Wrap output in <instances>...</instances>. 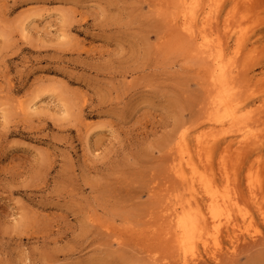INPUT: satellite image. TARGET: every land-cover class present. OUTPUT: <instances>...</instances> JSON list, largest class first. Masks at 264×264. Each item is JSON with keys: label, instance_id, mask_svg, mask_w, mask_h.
Returning a JSON list of instances; mask_svg holds the SVG:
<instances>
[{"label": "rangeland", "instance_id": "obj_1", "mask_svg": "<svg viewBox=\"0 0 264 264\" xmlns=\"http://www.w3.org/2000/svg\"><path fill=\"white\" fill-rule=\"evenodd\" d=\"M180 1L0 0V264H177L158 222L180 192L171 148L182 131L189 143L218 132L201 35L234 68L227 88L241 131L227 124V138L251 142L233 184L219 188L237 189L258 238L239 241L233 259L200 261L264 264V0H204L192 40L180 13L193 0Z\"/></svg>", "mask_w": 264, "mask_h": 264}, {"label": "bare ground", "instance_id": "obj_2", "mask_svg": "<svg viewBox=\"0 0 264 264\" xmlns=\"http://www.w3.org/2000/svg\"><path fill=\"white\" fill-rule=\"evenodd\" d=\"M179 1L180 0H178V3L181 2V1L180 2ZM203 1L204 0H193V2L190 4H188V1H187V2H183V4H182L183 6L181 5L182 7L180 6L182 8L181 13L179 12L181 15L180 19H181L182 24L185 25V28H187L189 34L187 32H185L187 30L182 29L183 27H181V29L186 34V36L190 35L191 38L190 37L189 38L191 40H192V38L198 39V37H194V36H196L194 33L195 29H193V27H191V26L193 24V22H192L193 19L196 17V13H198V10L199 11L201 10V5H202ZM184 3H185V6H184ZM234 3H235V1H234ZM209 5L210 6L212 5L211 2ZM213 5L215 6V3ZM206 6H208V5H206ZM232 7L234 8V6H232ZM213 9L215 10V8H213ZM235 13H236V11H235ZM207 15H208V13H207ZM209 15L206 19L209 18ZM203 16H204V14H203ZM210 16H212V15H210ZM213 16H214V14H213ZM173 20H175V19H173ZM195 20H196V18L194 19V21ZM205 21L206 20H204V22ZM226 22H227V20H226ZM198 28H199V26H198ZM226 28H227V26H226ZM203 31H205V28ZM196 33H197V31H196ZM198 33L201 34V30ZM205 34H207V32H205ZM197 35H199V34H197ZM201 36H202L201 37L202 39L201 40H200V38H199V40L196 39L198 41V43L196 45V43L194 42L195 43L194 45L198 46L199 49L201 50V52H203V53H199V54H201V57L203 54L204 58H206L209 65L211 66V67L209 66V68L210 69L212 68V70H210V72L212 73V83L211 84L213 85L212 86L213 90H211L212 95H209L211 97H210V100L208 99L209 100V107L206 108V110L207 109L209 110L208 116H207V112H205V113H206V116L208 117L209 120L210 119L213 120L214 126L212 127V129H216V130H218V132H217V134H215V133H213L214 132L213 130L212 131L210 130L213 133V135H211L212 137L210 139L209 138L205 139L201 136L195 137L194 139L190 138L193 140L191 142H193L192 146L194 147L193 149H191L190 148L191 142L189 143V141L187 140L188 135L186 136L187 132H186V130L182 131V129H181V130H179V134L181 131L182 132L180 135L178 134L179 135L178 136V142L176 144L177 146L175 145L176 146L175 151H173V148H171L172 149L171 152H174V153H172L173 157L171 156L172 160H170L172 162H171L169 167H170V170L173 172L174 176L177 178L178 182L180 183L179 184L180 188H178V191L180 190V192L177 193V195H174V197L172 194L169 197H167L166 200H164L165 202H163V206H161L162 209H161L160 215L158 217V222H159L160 228L164 232V238H165V241H166L167 246H168L169 251H170L168 253H171L168 255H171L172 258L175 259L177 264H202L200 261V258L202 256L201 255L202 252H206V254H208L211 257V259L215 261V263L219 262L221 260H224L225 258H227L229 256L231 257V259H233L235 253L238 252L237 250H240L242 247V245H241V247L239 248V244H238L239 241L242 240V242L244 241V242H246V244H249V243H247L246 238L247 237H250V238L253 237V234L251 232L252 227L254 226V219L252 217L253 214L250 215V212H247V211H246L245 215H244V213H240V212H242V209H241L242 207L240 204V203H242V201L239 202L240 198L238 199V197H237V195H238L237 194L238 192L236 193L237 189L235 191L231 190V191H234L235 196L232 195L233 192H231V191L230 192L232 193L231 194L232 196L228 193H225L226 191L225 192L221 191L223 184H225L227 181H229V184L231 185L230 182L232 180L230 181V178L232 177V175H233V177L237 176L235 174V171H233L234 166L238 167L242 163V161H241V163H240V161L238 162V158L241 159L243 154L244 153L246 154V152L248 151L247 149L250 148V147L246 148V146L249 145L250 141L248 142V144L247 143L245 144L246 146L242 145V144H244L243 141H246V140L244 139V137H241V135L239 133H238L239 135L238 134L237 135L234 134V136L232 135L235 138H233V137L227 138L228 137L227 133H229V131L233 130L232 126H230V127H228V126L233 125V123L235 124L236 120L234 121V119L238 118L237 117L238 112L236 110H234V109H238V108H236V107L234 109L232 108L236 105V103L233 101V92L230 91L231 90L230 88H229L230 90H228V88H227V86H230L231 84L233 85V83H234V82L231 83L232 81H234V80L231 81V79H234V76L230 75V73H229V71L230 72L233 71L234 68L232 69V68H230V66L227 65L229 63L227 60L228 59L227 57H226L227 64H226V62L224 64V55L225 54L223 53V50H222L223 47H222V44L220 42L217 43L218 44V46H216L217 49H213L211 47V45L207 42L208 36L207 37H206V35H201ZM244 36H245V34H244ZM238 37H239V35H238ZM240 37H241V35H240ZM187 38H188V36H187ZM246 39H248V38H246ZM209 41H210V39H209ZM215 41L218 42L217 40H214V44H215ZM211 44H213V43H211ZM196 46L194 47V49L196 48ZM197 50H198V48H197ZM197 50L195 49L196 52H198ZM231 51H232V49H231ZM230 55H232V54H230ZM230 60H233V59H230ZM227 66L231 69L228 72H227V70L229 68ZM244 66H246V65L244 64ZM226 67H227V69H226ZM249 67H251V65ZM228 74L230 77L232 76L233 78L232 77L228 78L227 77ZM231 74H232V72H231ZM236 77H237V75L235 76V78ZM253 78H251V79H253ZM236 79H239V78H236ZM239 87H240V85H239ZM229 91L231 94L229 93ZM232 91H233V89H232ZM237 91L239 92L238 89H237ZM208 93L210 94V92H208ZM237 93H236V97H237ZM238 96H239V94H238ZM241 106H242V104H241ZM203 114H204V112H203ZM243 115H245V114H243ZM205 119H206V117H205ZM239 121L240 120H238L237 122L239 123ZM224 124H225V126H227V124H228V126L225 127ZM250 124H248V125L250 126ZM184 125H186V124H184ZM235 125H236V127H238L236 129H239V125L238 126H237V124H235ZM248 125H245V126H248ZM252 125H253L252 127H254L255 123L254 124L252 123ZM241 126L242 125H240V127ZM187 128H188V126H187ZM219 128H220V130H219ZM249 128H251V127H249ZM216 130H215V132H216ZM219 131H224V134H219ZM236 131L232 132V133H236ZM203 132H204V130H203ZM249 134H248V137L250 138L251 134L250 135ZM246 138H247V135H246ZM251 138H250V140H251ZM252 140H254V139H252ZM233 146H236V149H233ZM245 154H244V156H245ZM258 158H259V156H258ZM168 159H170V158H168ZM217 159H218L219 165L216 164V166H217V169L218 168L219 169L215 172L216 166H214V165H215V161ZM252 160H254V159H252ZM235 161H236V163L237 162L238 163L235 164L234 163ZM249 163H250V161L248 162V165H250ZM251 163H252V161H251ZM243 166H245V165H243ZM256 167H257V165H256ZM247 170H248V167H247ZM254 170L255 169H253L252 177H255V175L257 176V174H255L253 176V174L256 172ZM172 172H170V173L172 174ZM245 172H246V169H245ZM167 173H169L168 170H167ZM170 173H169V176H170ZM244 174H246V175H244L246 177L243 176L245 178V180L247 178L250 179V180L247 179L248 181H250L249 185H247V186H249L248 191L250 193L248 192L246 194H251V197H252V195L254 194V191H253L254 190L253 189L254 184L252 185L251 175L249 172H248V174L247 173H244ZM263 174H262V176H263ZM234 175H236V176H234ZM167 176H168V174H167ZM260 176H261V174H260ZM256 179L258 180V178H256ZM166 180H165V182H166ZM165 182H164V184H165ZM220 182H222V185H220ZM235 182H236V180H235ZM235 182H234V185L231 186L232 188L234 186V189H235ZM253 182H255V180ZM256 183H259L256 185L259 186L258 187L259 189H261V186L263 185L264 182H262V180H260V182H256ZM167 184H169V183H167ZM232 184H233V181H232ZM245 184H248V183H245ZM219 186H221V188H219ZM225 186H226V184H225ZM164 189H165V187H164ZM151 190H152V188H151ZM176 190L174 189V191H176ZM165 191H166V189H165ZM256 191H258V190H256ZM166 192H168V191H166ZM260 192H261V190H260ZM169 193H171V192H169ZM260 194H257V195L259 196ZM257 195H255V198L258 197ZM249 200H251V199H249ZM249 200H247V201H249ZM253 201H254V199H253ZM256 201L258 202V200H256ZM243 204L244 203H242V205ZM261 205H262V203H261ZM261 205L260 204L258 205L259 211H260V216H262V218H264V207ZM246 210H247V208H246ZM262 220H264V219H262ZM257 227H258V224H257ZM262 236L263 235H261V237ZM255 238H258V235ZM255 238L253 241H255ZM262 239L264 241V237H262ZM258 240H260V239H258ZM263 241H262V243H263ZM253 243H251V246L253 245V248L256 245H257V247L260 245V244H253ZM163 244H164V242H163ZM251 246L248 245L245 247L251 249ZM262 246H264V245H262ZM237 248H239V249H237ZM166 254L167 253L165 251V255ZM165 257H163L162 260H164ZM165 259H168V257ZM158 260H159V258H158ZM155 262H156V260H155ZM202 262H204L203 258H202ZM227 262H228V260H227ZM230 262H232V261H230ZM161 264H163V263H161ZM168 264H170V263H168Z\"/></svg>", "mask_w": 264, "mask_h": 264}]
</instances>
